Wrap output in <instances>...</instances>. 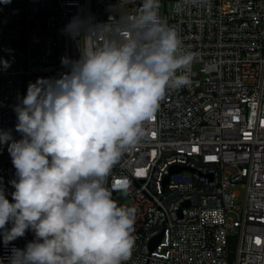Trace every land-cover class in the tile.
<instances>
[{
    "label": "built area",
    "instance_id": "built-area-1",
    "mask_svg": "<svg viewBox=\"0 0 264 264\" xmlns=\"http://www.w3.org/2000/svg\"><path fill=\"white\" fill-rule=\"evenodd\" d=\"M118 3L0 4V24L7 16L18 20L25 47L24 64H0V130L21 139L14 108L29 82L58 79L68 71L62 57L79 59L76 42L63 32L72 18L107 22L109 5ZM122 3L132 12L140 0ZM159 11L196 58L191 84L166 93L145 124L150 136L124 153L108 177L109 187L128 182V193L113 189V199L137 209L134 247L124 264H264V0H160ZM37 27L41 33L31 35ZM10 43L16 45L14 36ZM6 51L3 28L0 56ZM16 178L8 145L0 144V187L10 202ZM34 239L27 230L5 247L0 236L4 264L13 247L25 249Z\"/></svg>",
    "mask_w": 264,
    "mask_h": 264
},
{
    "label": "clouds",
    "instance_id": "clouds-1",
    "mask_svg": "<svg viewBox=\"0 0 264 264\" xmlns=\"http://www.w3.org/2000/svg\"><path fill=\"white\" fill-rule=\"evenodd\" d=\"M159 9L160 0H140L128 12L119 0L109 5L107 22L74 16L63 32L76 42L79 59L62 57L68 71L29 82L27 95L18 98L22 138L0 130L17 177L10 181L14 202L0 187V236L5 247L27 230L35 239L25 249L13 247L8 264L131 258L137 209L113 199V189L128 193V182L109 187L108 177L124 153L150 136L145 124L166 93L191 84L196 58ZM0 64L10 67L7 60Z\"/></svg>",
    "mask_w": 264,
    "mask_h": 264
},
{
    "label": "rangeland",
    "instance_id": "rangeland-1",
    "mask_svg": "<svg viewBox=\"0 0 264 264\" xmlns=\"http://www.w3.org/2000/svg\"><path fill=\"white\" fill-rule=\"evenodd\" d=\"M6 24H0V29L4 28L6 30V35H7V51L5 55L0 56V61L7 60L9 63H13V64H24L25 63V56H24L25 47L24 45L22 46L19 45L20 41L24 39V34L23 33L20 34L19 32L20 23L18 20H16L15 22H12L11 19L7 16ZM34 32L41 33V29L39 27H37L36 29H32L31 35ZM50 32L52 31L50 30ZM10 36H14L15 38L16 45L14 47H12V44L10 43ZM36 52H40V49H37ZM41 55H42V52L40 56ZM123 198H124V195L122 193L116 194L117 200H122ZM231 215L235 216V213H232Z\"/></svg>",
    "mask_w": 264,
    "mask_h": 264
},
{
    "label": "snow or ice",
    "instance_id": "snow-or-ice-1",
    "mask_svg": "<svg viewBox=\"0 0 264 264\" xmlns=\"http://www.w3.org/2000/svg\"><path fill=\"white\" fill-rule=\"evenodd\" d=\"M154 118V117H153ZM210 159H215V157H209ZM144 174V170H139L137 172V175H143ZM120 184V183H119ZM259 243V241H257Z\"/></svg>",
    "mask_w": 264,
    "mask_h": 264
},
{
    "label": "trees",
    "instance_id": "trees-1",
    "mask_svg": "<svg viewBox=\"0 0 264 264\" xmlns=\"http://www.w3.org/2000/svg\"><path fill=\"white\" fill-rule=\"evenodd\" d=\"M24 45V43H21V46Z\"/></svg>",
    "mask_w": 264,
    "mask_h": 264
},
{
    "label": "water",
    "instance_id": "water-1",
    "mask_svg": "<svg viewBox=\"0 0 264 264\" xmlns=\"http://www.w3.org/2000/svg\"><path fill=\"white\" fill-rule=\"evenodd\" d=\"M112 194H113V192H112Z\"/></svg>",
    "mask_w": 264,
    "mask_h": 264
}]
</instances>
